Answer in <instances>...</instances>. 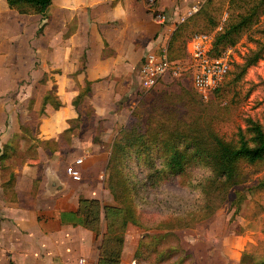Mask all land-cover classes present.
<instances>
[{
  "label": "crops",
  "instance_id": "crops-1",
  "mask_svg": "<svg viewBox=\"0 0 264 264\" xmlns=\"http://www.w3.org/2000/svg\"><path fill=\"white\" fill-rule=\"evenodd\" d=\"M195 2L155 0L150 6L147 0H53L43 16L20 15L8 7L7 0H0V17L14 13L21 22L18 43H11L6 29L10 25L0 39V154L15 137L20 150L10 163L16 175L13 186L5 184L7 172L0 170V264H78L80 259L98 264L106 232L104 211L97 234L84 226L79 208L81 199L98 200L102 206L117 205L105 184L111 149L103 150L106 138L97 143L93 132L84 131L77 121L81 107L77 110L73 102L80 89L92 83L87 100L96 118L105 124L107 133L118 125L122 128V111L103 103L117 97L118 92L130 93L128 87L137 68L140 81L143 57L169 48L178 18ZM159 13L166 15L168 22L158 23ZM173 81L167 77L155 90L167 89ZM34 82L41 89L36 114L44 116L70 107V116L65 118L71 125L64 129L68 137L60 140L61 134L56 132L61 128L55 131L56 127L45 125L36 138L29 125L20 122L19 106L3 102L2 98L9 99L15 93L20 100L25 99L21 83L28 87ZM49 92L61 107L47 104L41 113ZM71 127L73 131L67 133ZM66 140L70 149L65 160L45 152L51 146L61 150ZM22 144L28 146L24 154L29 160L22 157ZM71 166L80 171V179L68 174ZM132 232L129 228L120 264H136L138 236Z\"/></svg>",
  "mask_w": 264,
  "mask_h": 264
},
{
  "label": "trees",
  "instance_id": "trees-1",
  "mask_svg": "<svg viewBox=\"0 0 264 264\" xmlns=\"http://www.w3.org/2000/svg\"><path fill=\"white\" fill-rule=\"evenodd\" d=\"M220 1L228 2L232 13L228 14L222 31L215 36L212 50L214 56H220L234 48L242 33L264 16V0ZM52 2L53 0H7V5L20 15L45 16ZM240 4L242 7L237 9L236 6ZM213 12L202 8L184 24L201 16L205 20H212L213 31L219 25L217 21H213ZM184 24L178 25L171 37L168 48L171 59L187 56L186 40H179ZM262 55L261 48L254 51L245 61L242 74L247 68L256 65ZM91 84L87 82L74 100L73 105L77 110L91 96ZM220 90L221 88L215 92L214 98L219 96ZM170 99L171 97L168 98L169 103L175 102ZM47 104H52L57 109L61 107L52 92L44 97L41 113ZM182 104L181 109L187 108L186 101L183 100ZM180 113L178 109L166 104L157 114H149L145 121L141 112L134 110L129 123L116 135L107 165V187L117 205L102 206L98 200H80L79 214L84 218V226L97 234L101 232V212L104 211L105 214L106 232L99 246L98 264H120L126 230L130 224L158 232L154 235H142L134 254L136 264H143L145 261L146 264H193L190 261L186 263L190 255L178 242L167 244L169 237L176 230L190 228L199 221L210 218L227 201L233 188L249 181L248 169L256 172L264 166V125L260 122L253 118L247 119L246 127L239 128L229 140L215 129L214 118H209L210 121L205 116H198L187 121L179 116ZM82 116L81 113L77 121L81 122ZM72 128L67 133L73 131ZM18 142L19 139L15 137L3 146L0 154V170L2 173L7 172L5 184L10 186L14 185L16 178L10 163L19 154ZM202 164L212 165L215 171L212 179L206 183L199 181L194 185L202 202L193 206L194 208L175 211L167 220L151 225V220L147 219L138 206L139 190L150 185L154 189L156 182L168 180L173 175L184 177L183 181L189 183L186 180L190 177L189 171ZM262 184L264 185V181ZM238 198L240 196L232 202L237 210L240 206ZM239 264H264V256L244 252Z\"/></svg>",
  "mask_w": 264,
  "mask_h": 264
},
{
  "label": "rangeland",
  "instance_id": "rangeland-1",
  "mask_svg": "<svg viewBox=\"0 0 264 264\" xmlns=\"http://www.w3.org/2000/svg\"><path fill=\"white\" fill-rule=\"evenodd\" d=\"M241 7L242 4L236 6L237 9ZM202 8L214 11L212 14L213 21L218 23L222 21L225 13L227 15L232 13L228 2L214 1L210 4L205 3ZM19 18L14 13L0 17V39H3L8 33L7 30H9L12 36L11 43H18L19 30L17 28L21 24L18 21ZM4 19L6 23L3 22ZM9 25L11 28H6ZM182 26L184 29L180 33L179 40L185 39L186 43L193 34L212 32L214 28L212 20H205L201 16L191 19V21ZM258 48L262 49V58L256 65L247 68L242 74L241 71L245 61ZM233 49L231 71L224 84L220 87L219 96L210 102H204L199 99L192 88L190 76L174 80V83L172 82L167 89L159 88L158 90L144 93L140 88L137 68L131 77V83L128 87L130 93L118 92L119 95L117 97L103 104H112L116 106L119 112L122 111V128L129 123L131 113L134 110L138 109L146 121L149 114L151 116L155 113L157 114L167 104L171 108L178 109L181 112L179 116L181 115L182 119L187 121H191L198 116H205L208 119L214 118L215 129L226 139L230 140L238 132L239 128L246 127V120L249 118H253L264 125V16L260 17L259 20L242 33ZM256 66L259 68L256 69ZM28 84L31 85L32 83ZM21 86H24L20 90L25 92V99L20 100L18 93H15L9 99L1 97L3 102L9 106L13 104L19 106L17 111L20 122L27 123L30 131L36 134V138L42 134L43 127L49 125L50 127H56L55 131L61 128V131L56 133L61 134L59 136L60 140L63 139L66 135L64 134V129L71 125V123L69 124L70 120L65 118L67 115L70 116V107H65L59 112L50 111V114L47 113L44 116L36 114L41 89L37 86L35 87V82L31 86L28 85V87L25 86V83H21ZM169 97H171V101L175 102L169 103ZM183 100L188 104L185 109H181L183 108ZM32 103H34V110L31 108ZM88 104L89 102L86 100L79 109L83 115L81 126L85 128L84 131L86 133L93 132L97 143L102 142L106 138L107 144L104 143L103 150H112L116 135L122 129L121 126L118 125L112 132L107 133L104 128L105 124L103 125L102 120L96 118L93 109ZM71 110L73 109L71 108ZM66 137L68 136L66 135ZM66 143L64 141L60 145L61 150L51 146L45 148V152H52L58 155L59 159L65 160L67 158L65 153L69 154L70 149L67 140ZM55 144L59 147L58 142ZM45 145L48 146L49 144L46 143ZM22 146V157L27 160L24 150L28 149V146L25 144H22ZM53 148H55L54 151ZM32 155L33 153L30 152L31 157ZM198 168L200 166L189 171V173L191 172L190 177L186 178L189 183L183 181L184 177L173 175L168 180L156 182L153 186L154 189L150 185L145 189L141 188L139 190L138 206L147 219L151 220V225L161 220H167L170 214L175 211L194 208L202 202L200 193L194 187L200 181L196 174ZM106 171L107 179H105V184L108 186L107 167ZM248 171L250 173L249 181L233 188L228 194L227 201L220 206L214 215L199 221L190 228L176 230L175 234L169 237L168 245L178 242L184 251L190 255L186 263L190 261L193 264H239L244 252L259 257L264 256V185L262 184L264 181V166L260 171L252 172L253 170L251 169H248ZM239 196L240 206L237 210L232 205V202ZM129 228L133 229L132 233L134 236H138H135L138 238V244L142 235L158 233L154 230L147 231L130 224L126 234ZM143 264H146V261Z\"/></svg>",
  "mask_w": 264,
  "mask_h": 264
},
{
  "label": "built area",
  "instance_id": "built-area-1",
  "mask_svg": "<svg viewBox=\"0 0 264 264\" xmlns=\"http://www.w3.org/2000/svg\"><path fill=\"white\" fill-rule=\"evenodd\" d=\"M210 1L220 0H196L185 15L178 18L176 25L185 23ZM147 3L153 6L155 0H147ZM227 16L225 13L214 31L193 34L186 44L185 58L171 59L167 48L158 52H148L143 57L139 69L141 91L147 93L155 90L167 77L179 80L190 76L192 88L202 101L210 102L214 99L215 92L224 84L233 64V48L220 56L212 54L215 36L222 31ZM156 19L160 24L168 22V17L164 14L159 13ZM80 163L81 160H78L77 164ZM68 174L74 179L81 178V173L76 166L69 167ZM78 264L92 263L86 259H80Z\"/></svg>",
  "mask_w": 264,
  "mask_h": 264
},
{
  "label": "clouds",
  "instance_id": "clouds-1",
  "mask_svg": "<svg viewBox=\"0 0 264 264\" xmlns=\"http://www.w3.org/2000/svg\"><path fill=\"white\" fill-rule=\"evenodd\" d=\"M196 174L201 182L206 183L208 180L214 177L215 171L212 165L202 164L200 168L197 169Z\"/></svg>",
  "mask_w": 264,
  "mask_h": 264
}]
</instances>
